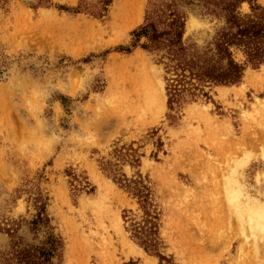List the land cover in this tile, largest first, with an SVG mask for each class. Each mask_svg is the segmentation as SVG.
<instances>
[{
  "label": "rangeland",
  "instance_id": "1",
  "mask_svg": "<svg viewBox=\"0 0 264 264\" xmlns=\"http://www.w3.org/2000/svg\"><path fill=\"white\" fill-rule=\"evenodd\" d=\"M147 1L112 0L103 17L98 0L0 1V222L30 219L41 193L60 264H264V233L248 221L264 207V63L169 110L155 56L118 48ZM192 7H180L183 37L205 46L222 20ZM130 145L138 165L116 160ZM108 160L146 178L167 261L132 239L143 211Z\"/></svg>",
  "mask_w": 264,
  "mask_h": 264
},
{
  "label": "trees",
  "instance_id": "2",
  "mask_svg": "<svg viewBox=\"0 0 264 264\" xmlns=\"http://www.w3.org/2000/svg\"><path fill=\"white\" fill-rule=\"evenodd\" d=\"M5 2L6 0H0ZM112 0H98L93 15L103 17ZM246 2L249 11L241 10ZM50 0H38V5H48ZM199 6L202 13L221 19L222 24L212 41L199 46L185 40L186 14L181 6ZM82 10L81 5L72 8ZM131 43L119 46L120 51L131 52L136 47L153 54L164 69L167 107L179 109L188 97L199 94L210 98L212 86L238 84L248 66L259 67L264 63V7L257 0H148L142 24L131 31ZM141 39H144L141 42ZM208 88L207 90H205ZM115 151L116 160L128 158L131 165H138L136 150L131 145ZM102 169L129 195L136 198L143 211L140 221L130 219L131 237L145 252L167 258L161 253L158 216L151 210L152 190L140 173L127 177L115 161H105ZM101 164V165H102ZM35 213L30 219L0 222V233L9 241L0 247V264H60L63 241L55 232L41 193L34 198ZM127 220V215H123ZM25 226L27 234L20 233Z\"/></svg>",
  "mask_w": 264,
  "mask_h": 264
},
{
  "label": "bare ground",
  "instance_id": "3",
  "mask_svg": "<svg viewBox=\"0 0 264 264\" xmlns=\"http://www.w3.org/2000/svg\"><path fill=\"white\" fill-rule=\"evenodd\" d=\"M251 78L250 76H247V81H250ZM231 191V190H230ZM228 192V191H227ZM232 193V192H231ZM234 193V192H233ZM233 197V196H232ZM256 206V205H255ZM257 207V206H256ZM250 208V207H249ZM254 208V207H253ZM251 209V208H250ZM248 211V210H247ZM251 213V212H250ZM250 219H248V221H250L251 227L254 230H258L261 231L262 233H264V207H260V208H255L252 212V216H250ZM249 224V225H250ZM262 236L264 237V234H262Z\"/></svg>",
  "mask_w": 264,
  "mask_h": 264
}]
</instances>
